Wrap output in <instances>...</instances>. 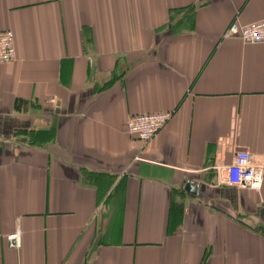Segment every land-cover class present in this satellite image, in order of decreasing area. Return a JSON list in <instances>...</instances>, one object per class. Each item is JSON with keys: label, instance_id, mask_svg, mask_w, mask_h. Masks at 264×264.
Listing matches in <instances>:
<instances>
[{"label": "crops", "instance_id": "1", "mask_svg": "<svg viewBox=\"0 0 264 264\" xmlns=\"http://www.w3.org/2000/svg\"><path fill=\"white\" fill-rule=\"evenodd\" d=\"M264 0H0V264H264ZM55 100V103L52 102ZM171 112L150 142L131 117ZM21 232L20 249L8 237Z\"/></svg>", "mask_w": 264, "mask_h": 264}, {"label": "built area", "instance_id": "2", "mask_svg": "<svg viewBox=\"0 0 264 264\" xmlns=\"http://www.w3.org/2000/svg\"><path fill=\"white\" fill-rule=\"evenodd\" d=\"M225 39H239L245 44H264V20L240 26L232 23L224 35ZM17 59L15 37L11 31L0 32V64L12 63ZM55 103V100H52ZM171 112L149 113L133 116L128 122L130 135L144 142L152 141L170 122ZM219 178L220 183L237 187L242 190L260 192L264 184V165L257 161L249 150H239L235 153L229 166L215 164L211 168ZM9 246L20 249L22 235L18 230L8 237Z\"/></svg>", "mask_w": 264, "mask_h": 264}, {"label": "rangeland", "instance_id": "3", "mask_svg": "<svg viewBox=\"0 0 264 264\" xmlns=\"http://www.w3.org/2000/svg\"><path fill=\"white\" fill-rule=\"evenodd\" d=\"M219 165H221V164H219ZM223 166V165H222Z\"/></svg>", "mask_w": 264, "mask_h": 264}]
</instances>
